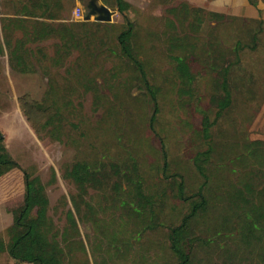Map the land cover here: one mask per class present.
Masks as SVG:
<instances>
[{
    "label": "rangeland",
    "instance_id": "374dc122",
    "mask_svg": "<svg viewBox=\"0 0 264 264\" xmlns=\"http://www.w3.org/2000/svg\"><path fill=\"white\" fill-rule=\"evenodd\" d=\"M0 1V39L4 40L2 15L12 12L17 2ZM89 2L70 0L72 10L79 6L84 16ZM96 2L115 10L111 21L114 27L102 29L91 38L87 36L81 45L68 50L46 43L48 49L37 51L32 44L30 50L24 51V67L16 56L20 52L6 49L0 54V132L9 155L20 165L0 175V233L7 240L5 230L23 201L26 170L45 185L48 215L55 230L63 232L69 226L67 210L74 211L79 233L70 231L66 234L68 241L61 242L67 264H173L167 226L179 222L185 204L174 196L171 176L180 174L186 190L195 191L201 178L194 157L209 144L213 146L211 159L227 160L244 149L247 142L264 141V37L258 49L242 51L230 79L232 103L213 125L209 144L201 131V110L213 119L216 107L210 99L218 93L215 74L208 68V38L216 37L220 48L230 47L237 36L249 41L247 28L257 27V7L247 0L124 1L127 15L135 22L136 52L145 62L149 83L155 87L158 110L151 127L153 104L149 91L133 64L120 55L116 41L123 16L113 0ZM184 4L188 12H184ZM208 11L222 12L226 18L216 24ZM197 16L202 19L200 26ZM188 22L192 25L186 27ZM214 24L216 28H212ZM93 30L91 27L86 32ZM88 46L95 54L87 51ZM173 52L190 56L195 76L191 93L182 91L170 57ZM26 93L51 108L41 139L20 110L18 99ZM77 160L135 161L145 190L155 195L156 218L127 217L125 203L121 205L113 198L110 186H89L86 194H79L75 183L66 176ZM234 166L243 174L242 163L236 161ZM252 168L257 171L256 166ZM219 174V192L241 178L228 169ZM73 199L80 206V218ZM122 199H130L129 193ZM211 216L196 221L195 231L200 237L213 234L218 220ZM226 232L228 235L218 236L211 247L198 246L196 261L257 264V248L244 249L240 237ZM0 264L15 261L2 252Z\"/></svg>",
    "mask_w": 264,
    "mask_h": 264
},
{
    "label": "trees",
    "instance_id": "16d2710c",
    "mask_svg": "<svg viewBox=\"0 0 264 264\" xmlns=\"http://www.w3.org/2000/svg\"><path fill=\"white\" fill-rule=\"evenodd\" d=\"M125 0H113L114 5L122 14L124 23L116 34V41L120 55L126 57L139 73L141 81L149 91L153 104V113L150 117V125L153 124L158 110L157 97L154 85L149 83L146 74V65L136 52L134 45L135 22L127 15L124 8ZM248 3L257 7L259 0H247ZM106 3V2H105ZM184 12L188 7L184 4ZM72 10L70 0H26L22 6V12L29 15V18L21 19L23 28L33 27L37 29H52L55 36L59 38L60 49L68 50L70 47H77L82 44L83 38L93 37L102 29L114 27L111 22L102 21H70L57 22L64 19L63 13L68 16ZM200 9H195L198 11ZM212 22H219L226 18L222 12L208 11ZM35 18V19H32ZM39 18H43L41 21ZM44 18L52 19L54 23H47ZM9 19L3 17V21ZM257 27H248L249 41L237 36L230 47L217 46L216 37L208 38L207 55L210 56L208 68L215 74V81L218 93L211 96V103L216 107L215 117L210 118L206 110H201V131L204 140L209 144L211 129L222 116L223 112L230 107L232 95L230 79L234 68L241 60V53L244 49H258L262 42L264 33V21L254 18ZM12 20V19H11ZM202 19L197 16L196 23L201 25ZM216 24L212 28H216ZM3 25V23H2ZM192 25L188 22L186 27ZM94 27L93 31H87ZM4 29V25H3ZM83 30V32H81ZM7 49H10L8 36L4 34ZM26 37L22 38L24 41ZM215 39V40H214ZM177 40V38H172ZM175 44V43H174ZM181 44V43H180ZM181 47L183 45H180ZM57 49V52L60 49ZM174 49L171 44L170 50ZM89 50V46L87 51ZM11 53H14L10 49ZM95 54L94 49L89 50ZM0 54H3L0 43ZM24 54L21 53L19 63L27 66L24 62ZM170 57L175 62V70L183 86L182 91L191 93L194 81V73L189 64V54L171 53ZM19 106L33 132L41 139V131L49 123L51 108L43 106L39 101L26 93L19 97ZM3 133L0 132V175L9 170L20 167V165L9 155L4 145ZM240 152L227 160L211 159L213 146L208 145L205 151L199 152L194 157V165L201 182L195 191L188 192L183 177L174 173V196L185 204V210L177 224L167 226V239L170 251L175 257L173 264H200L196 261L197 247H211L218 236H226L227 232L233 236L240 237L244 249L257 248V264H264V141H249ZM242 163L243 174L234 163ZM249 163L253 164L249 166ZM255 163V165H254ZM208 164L209 167H206ZM247 165V166H246ZM253 166L257 167L254 171ZM228 169L230 172L241 175V178L227 184L226 191H217L216 185L220 182V172ZM25 180V192L21 205L13 212V222L5 233L7 240L0 233V253L6 252L15 264H67L66 251L61 242L68 241L66 234L70 231L79 233L74 211L69 208L66 212L69 226L59 233L54 229L52 219L48 215L49 200L45 185L37 176L32 177L30 173L23 170ZM166 175V173H165ZM238 175V176H239ZM78 188L79 194H86L89 186H110L113 198L120 202L129 218H146L154 220L157 216L155 208V195L149 194L144 187V178L140 173L138 164L134 161L126 163L123 161L110 162H89L77 160L73 162L66 172ZM168 177V175H166ZM130 196V199H122L123 195ZM88 205V203H86ZM75 212L80 218V206L76 199H73ZM212 219L218 220L211 236L200 237L195 231V223L198 219H206L209 215ZM210 230V229H209ZM235 233V234H234ZM60 235V237H59ZM228 235V234H227ZM81 246L84 249L83 243ZM237 250V248H236ZM235 250V251H236ZM234 251V252H235ZM233 252V254H234ZM88 264L89 261H87Z\"/></svg>",
    "mask_w": 264,
    "mask_h": 264
},
{
    "label": "crops",
    "instance_id": "0c3cea01",
    "mask_svg": "<svg viewBox=\"0 0 264 264\" xmlns=\"http://www.w3.org/2000/svg\"><path fill=\"white\" fill-rule=\"evenodd\" d=\"M26 0H15L17 2L14 5V10L12 12H4L2 17H6L9 19H5L4 23V29L5 34L8 36L10 49L13 51L20 52L19 54H16V56L19 58L21 55V51H27L31 49L32 44L35 45L34 49L37 51H43L45 49H48L47 46H45L46 43H50V45L53 47H60L59 38L55 36V32L50 30L44 29H37L34 32L33 27H25L23 28L20 24L21 19L29 18L30 16L25 14L26 12H22V6L23 3H25ZM82 0H76L77 3L81 2ZM214 1V0H213ZM2 1H0L1 3ZM73 16V10L71 13V16H69L66 13H63L64 19L56 20L57 22H70V21H79L74 20L72 18ZM12 19V20H11ZM35 19V18H32ZM40 21L43 18H39ZM47 23H54L52 19H46L44 18ZM257 19L264 21V0H259L257 3ZM13 35V37H12ZM26 37L24 41H22V38ZM264 37V33L262 36V40ZM56 40L57 43H53V41ZM0 43L2 44L3 51L7 49V45L5 43V40L0 39ZM53 49V48H52Z\"/></svg>",
    "mask_w": 264,
    "mask_h": 264
},
{
    "label": "water",
    "instance_id": "95a60500",
    "mask_svg": "<svg viewBox=\"0 0 264 264\" xmlns=\"http://www.w3.org/2000/svg\"><path fill=\"white\" fill-rule=\"evenodd\" d=\"M97 0H90L88 13L83 17L82 20H93L102 22H111L115 10L109 8L107 5L97 3Z\"/></svg>",
    "mask_w": 264,
    "mask_h": 264
},
{
    "label": "built area",
    "instance_id": "2783aa9c",
    "mask_svg": "<svg viewBox=\"0 0 264 264\" xmlns=\"http://www.w3.org/2000/svg\"><path fill=\"white\" fill-rule=\"evenodd\" d=\"M84 17L83 11L81 10V8L79 6L75 7L73 9V16L72 18L74 20H82Z\"/></svg>",
    "mask_w": 264,
    "mask_h": 264
}]
</instances>
